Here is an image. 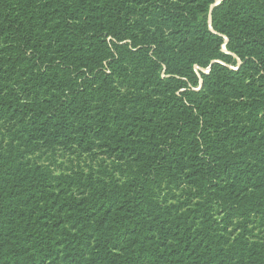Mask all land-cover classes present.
Here are the masks:
<instances>
[{
    "label": "trees",
    "instance_id": "trees-1",
    "mask_svg": "<svg viewBox=\"0 0 264 264\" xmlns=\"http://www.w3.org/2000/svg\"><path fill=\"white\" fill-rule=\"evenodd\" d=\"M217 1L0 0V264H264V0Z\"/></svg>",
    "mask_w": 264,
    "mask_h": 264
},
{
    "label": "water",
    "instance_id": "water-1",
    "mask_svg": "<svg viewBox=\"0 0 264 264\" xmlns=\"http://www.w3.org/2000/svg\"><path fill=\"white\" fill-rule=\"evenodd\" d=\"M219 1H221V0H218V1L216 2V4H218V3H219Z\"/></svg>",
    "mask_w": 264,
    "mask_h": 264
},
{
    "label": "rangeland",
    "instance_id": "rangeland-1",
    "mask_svg": "<svg viewBox=\"0 0 264 264\" xmlns=\"http://www.w3.org/2000/svg\"><path fill=\"white\" fill-rule=\"evenodd\" d=\"M65 167V166H64Z\"/></svg>",
    "mask_w": 264,
    "mask_h": 264
}]
</instances>
